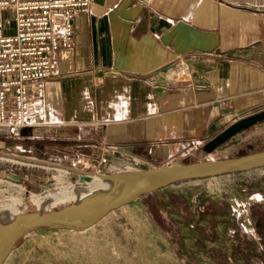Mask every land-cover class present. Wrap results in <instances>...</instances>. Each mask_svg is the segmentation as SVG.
<instances>
[{
    "label": "crops",
    "instance_id": "0c3cea01",
    "mask_svg": "<svg viewBox=\"0 0 264 264\" xmlns=\"http://www.w3.org/2000/svg\"><path fill=\"white\" fill-rule=\"evenodd\" d=\"M74 26L60 75L46 80L51 134L34 132L61 167L105 145L161 166L264 109V0H94ZM194 53L192 79L175 80Z\"/></svg>",
    "mask_w": 264,
    "mask_h": 264
},
{
    "label": "rangeland",
    "instance_id": "374dc122",
    "mask_svg": "<svg viewBox=\"0 0 264 264\" xmlns=\"http://www.w3.org/2000/svg\"><path fill=\"white\" fill-rule=\"evenodd\" d=\"M12 18L10 11L5 13L6 31L7 20ZM48 129H33L26 140L0 133V219L19 204L24 206L22 213L62 207L71 200L40 207L32 201V194L46 196L96 179L65 173L66 167L59 166L65 162L52 157L55 152L43 154L40 142L35 147L34 132L49 136ZM45 142L50 141L46 138ZM263 150L264 121L214 152L208 153L203 146L196 154L157 164L232 158ZM4 155L21 158L6 160ZM138 210L144 213L142 218L136 215ZM6 262L264 264V168L175 183L111 212L85 231L35 230L17 242Z\"/></svg>",
    "mask_w": 264,
    "mask_h": 264
},
{
    "label": "built area",
    "instance_id": "2783aa9c",
    "mask_svg": "<svg viewBox=\"0 0 264 264\" xmlns=\"http://www.w3.org/2000/svg\"><path fill=\"white\" fill-rule=\"evenodd\" d=\"M93 1L0 0V133L15 137L24 129L49 127L46 80L60 75L59 51L74 45V21ZM9 11L13 18L7 20L6 31L5 13ZM200 56L194 53L180 58L175 80L192 79L191 61ZM250 114L235 115L233 122ZM68 163L65 173L76 170L77 176L92 179L153 167L124 145H105L91 158L75 155Z\"/></svg>",
    "mask_w": 264,
    "mask_h": 264
},
{
    "label": "water",
    "instance_id": "95a60500",
    "mask_svg": "<svg viewBox=\"0 0 264 264\" xmlns=\"http://www.w3.org/2000/svg\"><path fill=\"white\" fill-rule=\"evenodd\" d=\"M263 121L264 109L238 119L207 142L204 150L208 153L214 152L240 132ZM260 168H264V150L232 158L157 166L103 175L101 178L106 183L105 187L80 200L58 208L37 210L15 216L0 235V264L7 261L22 237L35 230L49 228L85 231L111 212L175 183L216 178ZM87 175H92V173H87Z\"/></svg>",
    "mask_w": 264,
    "mask_h": 264
},
{
    "label": "bare ground",
    "instance_id": "6f19581e",
    "mask_svg": "<svg viewBox=\"0 0 264 264\" xmlns=\"http://www.w3.org/2000/svg\"><path fill=\"white\" fill-rule=\"evenodd\" d=\"M2 158L6 160L13 159L17 161L16 157L10 156V155H4L2 156ZM64 170H66V168L63 169L62 171ZM94 178L96 179L92 180L89 183L82 184L76 188L69 189V190H60L59 192L52 193L46 196L32 194V201L36 203L37 205H39L40 207H53L55 205L63 203L67 199H70L71 202L80 200L81 198H84L90 195L91 193L105 187L106 183L105 181L104 182L102 181L103 178L102 179L100 177H94ZM97 184H99V187H96ZM134 203H136V201ZM23 207L24 206L22 204L15 205L14 207L11 208L10 215L5 216L4 218L0 219V235L3 233L5 228L10 224L12 219L18 214L22 213L21 211ZM136 215L142 218L144 216V213L142 212V210H138Z\"/></svg>",
    "mask_w": 264,
    "mask_h": 264
}]
</instances>
